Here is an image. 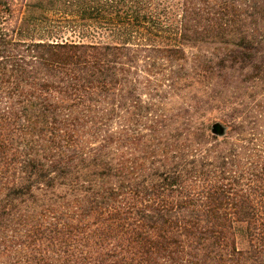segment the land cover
Instances as JSON below:
<instances>
[{"label":"trees","instance_id":"obj_1","mask_svg":"<svg viewBox=\"0 0 264 264\" xmlns=\"http://www.w3.org/2000/svg\"><path fill=\"white\" fill-rule=\"evenodd\" d=\"M0 264H264V0H0Z\"/></svg>","mask_w":264,"mask_h":264}]
</instances>
